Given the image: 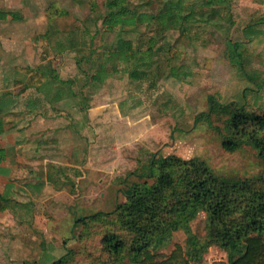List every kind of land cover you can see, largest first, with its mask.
Listing matches in <instances>:
<instances>
[{
	"label": "rangeland",
	"instance_id": "obj_1",
	"mask_svg": "<svg viewBox=\"0 0 264 264\" xmlns=\"http://www.w3.org/2000/svg\"><path fill=\"white\" fill-rule=\"evenodd\" d=\"M104 3L0 0V10L17 18L0 21V103L13 101L11 112L0 117L6 130L7 125L18 124L30 142L41 139L36 149L43 147L36 152L32 148L21 159L26 166L21 185H25L11 195L8 210L0 212V264H52L68 250L75 252L73 264H133L127 256L121 263L110 260L101 244L109 232L128 237L118 228L120 223L110 222L108 228H76L74 224L78 218L114 211L116 204L126 201L124 194L132 184L153 183L149 165L156 156L200 159L226 179L264 175L262 161L251 147L233 154L223 150L215 129L223 130L226 117L212 116L213 127L196 120L209 111V97L255 113L264 110V0H196V7L210 16L213 9H219V14L207 24H193L189 37L167 33L171 52L154 58V62L160 59L163 73L154 90L130 83L122 74L97 89L77 87L87 96L82 102L78 97L51 104L53 96L44 98L35 88L24 90L31 78L27 69L47 68L50 76L55 72L63 82L78 75L74 41L94 15L92 8L96 5L103 12ZM157 9L154 3L145 10L156 13ZM116 40L115 33L101 32L94 47L112 49ZM170 61L186 71L184 80L170 77ZM125 67L121 64V70ZM29 101L35 107L28 106ZM122 101H127L124 112ZM85 125L88 133L81 136ZM80 143L84 155L78 151V156H73L75 152L71 156L72 144L75 151ZM80 156L84 159L81 170L71 166L80 162ZM110 180L112 187L117 184V191L107 190ZM20 217L32 222L33 228L21 227ZM190 226L201 246L206 245L210 239L207 213L200 211ZM178 243L189 249L184 231L166 238L158 252L169 254ZM199 250L204 251L205 264L228 260L227 252L214 244Z\"/></svg>",
	"mask_w": 264,
	"mask_h": 264
},
{
	"label": "trees",
	"instance_id": "obj_2",
	"mask_svg": "<svg viewBox=\"0 0 264 264\" xmlns=\"http://www.w3.org/2000/svg\"><path fill=\"white\" fill-rule=\"evenodd\" d=\"M195 1L105 0L103 12L95 5L94 15L85 21L87 25L82 36L72 47L78 75L63 82L55 72L50 76L47 68L27 69L31 78L25 82L24 90L35 88L44 98L53 96L51 104L78 97L82 102L87 96L77 87L97 89L119 74L126 75L130 83L146 84L148 90H154L163 74L160 59L155 63L154 58L158 60L171 52L169 46L172 44L167 39L171 35L167 33L174 31L189 37L193 24L200 21L207 24L219 14V9H213L210 16L196 7L198 1ZM154 3L158 4L156 13L145 10ZM9 18L17 20L13 14L0 10V21ZM141 26L149 28L150 33L142 31ZM101 32L116 34L112 49L94 47ZM121 64H125L124 70ZM168 68L170 77L184 80L186 71L181 72L172 61ZM12 103H0V115L11 112L9 104ZM126 103H120L122 112ZM27 105L33 108L35 102L29 101ZM237 106L235 103L221 104L209 97V111L198 115L196 120L213 127L212 116L226 117L223 130L215 129L221 135L223 150L233 154L245 146L251 147L264 166V110L255 113ZM5 131L4 120L0 117V173L7 157L6 150L1 147ZM149 166L151 169L146 166L145 172H152L153 183L132 184L124 194L126 201L112 212L75 220L76 228L98 225L108 228L110 222L120 223L118 228L128 234L129 241L113 232L106 233L101 240L110 260L121 263L127 256L133 264H205L204 251L199 248L206 250L214 244L227 252L228 260L211 264H264V175L246 180L226 179L203 160H183L177 156L163 159L156 156ZM8 202L6 194L0 193V212L8 210ZM200 211L207 213L210 228V239L203 246L190 226ZM178 231L187 235L189 249L178 243L169 254L159 253L164 240ZM73 255L75 252L68 250L52 264H73Z\"/></svg>",
	"mask_w": 264,
	"mask_h": 264
},
{
	"label": "crops",
	"instance_id": "obj_3",
	"mask_svg": "<svg viewBox=\"0 0 264 264\" xmlns=\"http://www.w3.org/2000/svg\"><path fill=\"white\" fill-rule=\"evenodd\" d=\"M85 127H87V130H84V127H83L81 129V136H85L88 133V125H85ZM5 128H6V126H5ZM72 131H74V130H72V129L69 130L70 136L74 137V132L71 134ZM24 136H25V132L22 133L20 126H18V124L15 125V123H14L10 126L7 125V130L5 131L3 136L1 137V147L6 150L7 157H6V161L1 165L0 193L8 195L9 200L11 199V195L17 192L16 190L20 189L22 185H25V184L21 185V182L23 181L24 178L21 179L20 176L23 175V169H24V167H26L25 165H22L20 163L21 159H23L27 155V153L29 151H31L32 148L35 152L38 149L43 150V147L42 148L37 147V149H36V146H41V144H42L41 139H38V141H36V139L32 140L34 142V145H33V144H31L33 142H30L28 139H26L27 135L25 137ZM82 146H83V143H80L79 147L75 146L76 149H75V151H73L74 145L72 144V146L69 150L71 156H72L73 152H75L73 154V156L74 155L78 156V154H77L78 151H79L80 155L83 154V152H81V151H83ZM65 153H67V152H65ZM46 161H48V160H46ZM83 161H84V159H82V157H81L79 163L74 164V165L71 164V166H74V167L79 168L81 170L82 169L81 167L83 166V164H82ZM80 164H82V166ZM44 167H47V164L46 165L44 164ZM39 168H41V167H39ZM44 175L46 177V183H48L47 177L49 178V175H48L47 170L45 171ZM111 184H112V180L109 181L107 190L117 191V184H115V186H113V187ZM45 186H47V184H45ZM48 187H49V183H48ZM63 194H65V191H63ZM70 197H72V196L70 195ZM117 205L118 204H116V206L115 205H113V206H115V208H116ZM84 209L85 208L81 209L78 217L82 216ZM1 218L3 219V217H1ZM19 220L22 223V224H20V226L25 228V229H27V227L29 225L32 226V222H29L26 219H23L20 217ZM32 228H33V226L31 227V229ZM28 229L31 230L30 228H28ZM21 246L22 245H20L19 248H21ZM9 247H12V246H9Z\"/></svg>",
	"mask_w": 264,
	"mask_h": 264
}]
</instances>
